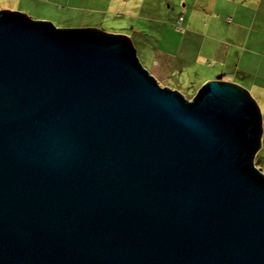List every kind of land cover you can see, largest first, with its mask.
<instances>
[{
  "label": "water",
  "instance_id": "95a60500",
  "mask_svg": "<svg viewBox=\"0 0 264 264\" xmlns=\"http://www.w3.org/2000/svg\"><path fill=\"white\" fill-rule=\"evenodd\" d=\"M258 108L160 86L128 36L0 10V264H264Z\"/></svg>",
  "mask_w": 264,
  "mask_h": 264
},
{
  "label": "crops",
  "instance_id": "0c3cea01",
  "mask_svg": "<svg viewBox=\"0 0 264 264\" xmlns=\"http://www.w3.org/2000/svg\"><path fill=\"white\" fill-rule=\"evenodd\" d=\"M181 1L0 0V9L20 12L31 20L48 21L55 28L93 27L126 35L140 65L161 86L179 91L187 100H192L206 82L222 79L242 87L259 103L249 90L264 88L254 67L255 57L264 53V38L261 52L253 49L258 48L255 38L264 37V0H206L207 10L205 4L199 17L195 10L204 0ZM212 4L215 5L208 8ZM143 25L156 35L162 27L169 31L165 45L147 48L144 44L146 51L141 47V54L151 57L154 64L145 65L139 57L135 33L136 29H147ZM169 78L187 83L199 78L202 81L187 95L170 84Z\"/></svg>",
  "mask_w": 264,
  "mask_h": 264
},
{
  "label": "rangeland",
  "instance_id": "374dc122",
  "mask_svg": "<svg viewBox=\"0 0 264 264\" xmlns=\"http://www.w3.org/2000/svg\"><path fill=\"white\" fill-rule=\"evenodd\" d=\"M188 1H191V0H188ZM204 1H205L204 4L197 5L198 8L195 10V12L198 13V17L200 14V10L202 9L204 11V9L207 6L206 0H204ZM183 2H184V0L181 1V4H183ZM204 5H205V8H203ZM213 5H215V4L208 5V8H210ZM199 6H200V8H199ZM217 8H220V5H218ZM0 10H9V9L8 8H2ZM205 10H207V8ZM201 14H204V13L201 11ZM148 24L151 25V23L149 21H148ZM143 26L146 27L147 29H143V30L136 29V33H135V41L138 43L139 48H140L139 49V57L145 65H146V63L154 64L151 57H146V54H144V53L141 54V47H142L143 51H146L147 49H145V47L150 48V47H158L161 45H165L167 43V38H165V37H167L169 35V31L166 30L165 27H162L160 30L161 32H159V34L156 35V34L152 33V30L149 29V27H147V25H143ZM124 27L127 28V26H124ZM263 38H264L263 36H261L260 39L255 38L257 40V45H258V48H256V47L253 48L255 50V52H257V51L261 52V50L259 48L262 44L261 41H263ZM144 44H147V45H145V47H143ZM255 59H256V62H254V67H255L257 73H259V77H258V80L260 79L259 84L264 85V53H258V55L255 57ZM168 81L170 84L178 86L179 88H181L180 91H182L188 95L192 92V89L202 81V79L199 78L198 81H196V80L191 81V82L188 81L189 83H187L184 79H181L179 81H175L174 78H169ZM158 84L160 85V83H158ZM249 92L252 94V96L254 98H256L259 101V103H256V101H254V102L258 108L259 115L261 117V119H260V125H261L260 145H262V147L257 152L255 151L253 160H254L255 166L264 174V130H263V128H264V88L253 87L251 90H249ZM185 99H187V98H185Z\"/></svg>",
  "mask_w": 264,
  "mask_h": 264
},
{
  "label": "bare ground",
  "instance_id": "6f19581e",
  "mask_svg": "<svg viewBox=\"0 0 264 264\" xmlns=\"http://www.w3.org/2000/svg\"><path fill=\"white\" fill-rule=\"evenodd\" d=\"M253 166H254L256 169H258V168L255 166L254 162H253Z\"/></svg>",
  "mask_w": 264,
  "mask_h": 264
},
{
  "label": "built area",
  "instance_id": "2783aa9c",
  "mask_svg": "<svg viewBox=\"0 0 264 264\" xmlns=\"http://www.w3.org/2000/svg\"><path fill=\"white\" fill-rule=\"evenodd\" d=\"M182 19V15L180 16V18H179V21Z\"/></svg>",
  "mask_w": 264,
  "mask_h": 264
}]
</instances>
